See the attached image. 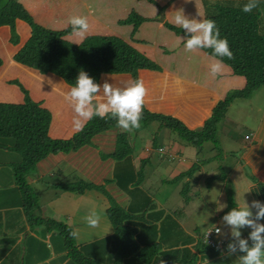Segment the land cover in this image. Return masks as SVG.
<instances>
[{"label":"crops","instance_id":"obj_1","mask_svg":"<svg viewBox=\"0 0 264 264\" xmlns=\"http://www.w3.org/2000/svg\"><path fill=\"white\" fill-rule=\"evenodd\" d=\"M17 1L36 24L51 30H61L69 26L67 20L74 14L87 16L89 31L85 36L78 37L71 32L63 38L74 44H79L92 35L121 38L161 68L158 80L163 87L161 88L163 94H166L168 85H172L174 90H177L175 93L177 96H187L189 93L187 89L190 87L203 91L217 100L228 90L242 88L245 85V78L233 74L225 63L222 71L213 76L211 64L216 58L206 54L202 49L187 51L181 39L187 37L165 26L164 22L174 25L172 11L181 8L189 18L205 19L201 0ZM132 12L148 19L138 25L133 22L122 23L121 21ZM160 15L164 17L163 21L159 20ZM16 29L21 44L27 38L29 28L25 23L17 21ZM8 36L7 29L0 28L2 58L0 102L23 101V91L11 81L17 80L34 101L51 112L48 134L52 138H69L76 132L73 127L76 114L72 106L64 100L61 92L68 91L72 86L51 74H39L33 69L17 64L12 59V54L18 45H11ZM106 78L102 77L99 80L101 92L105 81L119 87L131 82L124 77L113 76L109 80ZM177 80L180 81L182 92L178 91ZM148 92L144 104L147 108H153L157 98ZM165 112L171 113L172 108ZM173 112H176L175 108ZM208 114V112L204 113L202 122ZM233 124L234 121L225 115L218 124V148L214 145L208 147V155L203 158L200 153L205 150V144L202 145V150H198L176 138L164 139V134L162 145L156 147L154 144L146 145L143 150L135 154L132 148L129 158L130 167L137 170L144 162L140 184L147 179L146 175L148 177L155 168L161 167L163 178L160 181L163 189L169 193L168 197L175 196L177 199V195L181 197V201L185 200L182 206L178 208L176 206L172 210L174 211L172 215L171 211H168L167 197L163 196L162 205L154 202L155 196L146 194L150 197L155 211H151L146 217L150 223H143V227L136 229L134 236L141 246L153 238L147 226L155 225L159 228L162 222L167 220L165 226L173 222L172 230L182 233L179 243L175 246L181 250L177 256L181 263L187 264L194 259V264H236V257L227 254L229 243H234L235 240L231 234V226L223 220V216L236 204L242 202L240 191L244 181H251L255 185L251 193L245 194V199L249 203L253 199L264 202V151H260L261 145H264V113L258 118L257 127L253 131L241 132L239 129L235 131ZM119 131H121L120 127H111L94 134L89 144H84L75 150L50 153L39 160L34 170L25 177L26 182L38 196L39 208L35 214L42 217L41 220H53L70 227L74 245L84 254L93 253L99 243L105 238H110L113 233L107 213L111 206L110 198L122 208L129 207L132 202V197L126 190L132 188L131 182L128 181L127 176L125 179L126 174L122 172L121 166L117 171V162L113 157ZM188 146L194 149L187 148ZM184 154L188 157L185 158ZM15 158L8 147H0V264H75L68 255L59 233L48 230L46 221L39 223L29 220L24 209L22 194L11 172L10 164ZM192 167L195 170L188 173ZM212 176L215 178L208 182V178ZM76 180L103 185L108 195L97 189H87L79 193L53 186ZM197 188L208 192L209 198L215 196V202L210 203L209 206L211 208L209 219L193 220L190 217L195 210H198L201 202H206L204 197H201V200L198 198L195 202L196 195L189 196L188 191ZM170 201L173 202L171 198ZM218 204L227 206L218 211ZM93 210L100 216L99 226L95 229L88 226L86 219ZM260 223H264V220ZM216 226L220 228L219 235L215 239L221 242V251L212 249L201 238L205 229ZM250 231V228L241 229L242 237L247 238ZM249 243L251 244V241ZM111 247V240L105 242L104 249L108 250ZM162 247L163 251L168 250L166 245ZM174 256L176 257L175 254Z\"/></svg>","mask_w":264,"mask_h":264},{"label":"trees","instance_id":"obj_2","mask_svg":"<svg viewBox=\"0 0 264 264\" xmlns=\"http://www.w3.org/2000/svg\"><path fill=\"white\" fill-rule=\"evenodd\" d=\"M147 1L154 2V0ZM201 1L204 18L215 21L221 37H227L233 52L231 59L214 58L222 59L223 63L231 68L233 74L245 78V85L242 88L228 90L217 100L203 91L190 87L185 97L177 96L175 94L177 90H174L172 85H168L166 94H163L161 91L163 87L158 80L161 68L121 38L92 35L79 44L71 43L63 38L72 32L70 25L61 30H51L38 25L17 0H0V28L7 29L9 32L11 45H18L12 54V59L17 64L33 69L39 74H51L67 85L74 86L80 70L87 71L98 82L102 77H107L106 79L109 80L113 76L124 77L131 81L142 79L149 91L148 94H153L157 101L153 108H147L144 104L140 123L147 124L155 121L158 128L171 130L180 142L202 150V145L207 141L217 147L218 124L225 117L229 105L235 99L241 100L251 96L264 84V4L253 9L251 13H244L241 9L247 0ZM147 19L132 12L121 22H133L138 25ZM17 21L25 23L29 28L28 36L21 44L16 29ZM164 24L175 33L185 35L182 28L168 22ZM202 50L213 57L212 49ZM0 66H2L1 57ZM11 81L21 88L24 99L20 103L0 102V147H8L12 154L17 155L15 156L17 159L15 158L10 164L11 172L22 194L24 209L29 220L39 223L46 221L48 230L59 233L68 250V255L75 264H184L177 257L181 250L175 248L182 233L172 230L173 222L165 226L168 222L165 220L159 228L155 225L147 226L153 238L150 242L144 243V246H141L134 236L138 227H143V223H150L146 217L155 209L150 197L142 193L139 188L143 178L144 162L137 170L130 167L129 158L132 147L125 139L126 133L123 131L117 134L113 157L117 162V170L121 166L122 172L127 171L125 179L127 176L132 188H126V190L131 195L132 202L129 207L122 208L110 198L111 206L107 211L113 228L110 238L103 239L90 255L84 254L74 245L70 227L53 220H41L42 217L35 214L39 208L38 196L26 182L25 177L34 170L36 163L50 153L68 152L89 144L94 134L119 126L114 118L95 117L86 123L83 131H76L69 138H52L48 134L51 112L39 102L34 101L20 82ZM170 108H172L171 113L165 112ZM173 108L176 112H173ZM205 112L209 114L202 122ZM192 124L198 126L192 127ZM260 151H264V145H261ZM194 170L195 168L192 167L188 173ZM214 178L212 176L207 181L210 182ZM53 186L79 193L87 189H97L108 195L103 185L85 180ZM143 194L145 203L137 206V197ZM136 237L139 238L138 235ZM109 240L112 241V247L107 253L104 244ZM162 245H166L168 250L163 251ZM206 253L208 254L209 251ZM194 263L192 259L187 264Z\"/></svg>","mask_w":264,"mask_h":264},{"label":"clouds","instance_id":"obj_3","mask_svg":"<svg viewBox=\"0 0 264 264\" xmlns=\"http://www.w3.org/2000/svg\"><path fill=\"white\" fill-rule=\"evenodd\" d=\"M261 4H264V0H247L241 10L244 13H251ZM172 12H174L172 23L174 26L182 28L185 37H187L181 38L187 51L212 49L213 57L232 58L233 52L228 39L221 37L220 30L214 20L189 18L182 8ZM198 15L200 16L199 13ZM67 25L71 26L73 34L78 37L85 36L89 31V21L85 15L70 16ZM223 67V60L215 59L211 64V74L216 76ZM176 84L178 91L182 92L180 81L177 80ZM102 89L101 92V84L94 77L90 76L87 71L80 70L74 86L66 92H61L64 100L72 106L76 114L73 119L74 130L83 131L86 123L95 117L114 118L118 126L125 131L139 128L147 92L144 81L138 78L127 82L123 87L113 86L112 83L105 81ZM254 188L255 185L251 181H244L240 191L242 202L236 204L223 216V220L231 226V234L235 240L234 243H229L227 254L236 257V264H264V223H260L261 220H264V202L260 199H253L249 203L245 199V194L251 193ZM226 206V204H218L217 210ZM86 219L90 228L95 229L99 226L100 216L94 210L89 213ZM243 228L251 229L247 238L242 237L241 229ZM214 229L217 233L211 235V239L215 243L212 246L208 244V238ZM219 232L220 228L217 226L207 228L202 232L201 238L208 246L221 251V242L215 239Z\"/></svg>","mask_w":264,"mask_h":264},{"label":"rangeland","instance_id":"obj_4","mask_svg":"<svg viewBox=\"0 0 264 264\" xmlns=\"http://www.w3.org/2000/svg\"><path fill=\"white\" fill-rule=\"evenodd\" d=\"M263 113H264V84L261 85L259 88H257L251 97L249 96L241 100L235 99L229 105L228 110L225 115L228 119H231V121L232 120L234 121V124H233L234 126L232 127L235 128V131L239 129V131L243 132V131H253L257 127L256 125H257L258 118H260L263 115ZM120 130L126 133L125 139L128 140L129 143H131L134 154L139 150H143V148L146 145L151 146L154 144L155 147L162 145L163 144V134L165 135L164 139L168 138L170 140L171 137L176 138L175 137L176 135L171 130L167 128H158V124L155 121H152L147 124L140 123L139 128H135L130 131H125L122 128H120ZM204 144L206 146L205 150L200 153V155L202 154V158L208 155V150H207L208 147L210 148L212 147V143L210 141H207ZM187 148L192 149L193 147L188 146ZM210 152H211V149L209 153ZM184 157L185 158L188 157L187 154H184ZM154 158L156 157L154 156ZM125 173H127V171H125ZM145 174H146V171H145ZM145 178L147 179H145L144 182L139 185V188L140 189L142 188V193H145V194L149 193L150 195L155 196L153 199L154 202L161 203L162 205H163V196L165 198L167 197L169 199V202L167 205L169 206L168 211H171L170 214L173 215L174 211L172 210H174L176 206L177 208L182 206V203L185 202V200L181 201V197L177 195H176L177 199H175V196H171L170 198L173 202L170 201V198L168 197L169 193H167L163 189V184L160 181L161 178H163V168L161 167L155 168V171L150 173L148 177L146 175ZM188 194L191 197L193 195H196L197 198H194L195 200L193 199L195 202H197L196 200L198 198H200L201 200V197H204L206 201V202H201V204L198 207L199 211L195 210V212H193L190 216L191 219L193 220L209 219L211 216V208L209 206H210V203L215 202L213 201V200H216L215 196H212L211 198H209L210 195L208 194V192L204 191L203 189H198V188L188 191ZM137 198H138L136 200L138 202L137 206H140V205L142 206L145 203L144 194L141 196H138ZM172 203L174 204L172 205ZM178 212H180V210H178ZM185 218H187V215H185ZM107 253H108V250H107Z\"/></svg>","mask_w":264,"mask_h":264},{"label":"built area","instance_id":"obj_5","mask_svg":"<svg viewBox=\"0 0 264 264\" xmlns=\"http://www.w3.org/2000/svg\"><path fill=\"white\" fill-rule=\"evenodd\" d=\"M216 229V228H215ZM215 229H214V231L212 232H210V235H209V238H208V244L209 245H212V246H214L215 245V243L213 242V240L211 239V235L213 234V233H217L216 231H215ZM205 239V238H204ZM206 241V240H205Z\"/></svg>","mask_w":264,"mask_h":264},{"label":"water","instance_id":"obj_6","mask_svg":"<svg viewBox=\"0 0 264 264\" xmlns=\"http://www.w3.org/2000/svg\"><path fill=\"white\" fill-rule=\"evenodd\" d=\"M159 20L163 21L164 17L162 15H160Z\"/></svg>","mask_w":264,"mask_h":264}]
</instances>
